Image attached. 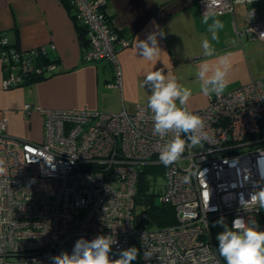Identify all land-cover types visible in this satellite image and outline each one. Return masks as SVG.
Masks as SVG:
<instances>
[{
	"label": "built area",
	"instance_id": "2783aa9c",
	"mask_svg": "<svg viewBox=\"0 0 264 264\" xmlns=\"http://www.w3.org/2000/svg\"><path fill=\"white\" fill-rule=\"evenodd\" d=\"M235 0H196L201 13H223ZM245 1V0H241ZM75 22L85 28L84 61H105L113 72L109 87H120L117 49L126 45L107 17V0H69ZM249 38L264 39V21L244 28ZM54 45L19 49L0 33L4 89L44 76L54 61L39 62ZM43 119L41 141L10 135L0 120V264H49V257L72 251L81 237L111 235L110 258L138 243L141 264H226L219 256L210 221L221 215L230 225L248 212L241 195L264 187V83L250 79L238 87L207 95V103L189 111L204 121L206 137L185 148L179 160L159 159L163 140L154 133L147 100L133 111L87 108L50 109L27 102ZM174 135L170 132V139ZM186 139V137H183ZM190 144V142H188ZM163 165L160 201L173 206L175 223L147 227L135 208L138 177L144 166ZM216 209V210H213ZM151 256L144 259V253Z\"/></svg>",
	"mask_w": 264,
	"mask_h": 264
},
{
	"label": "crops",
	"instance_id": "0c3cea01",
	"mask_svg": "<svg viewBox=\"0 0 264 264\" xmlns=\"http://www.w3.org/2000/svg\"><path fill=\"white\" fill-rule=\"evenodd\" d=\"M67 2L0 0V32L9 46L30 49L54 45L45 55L48 61H54V70L29 83L2 88L0 62V120L6 119L5 129L12 136L42 140V116L35 110L25 112L23 106L27 102L50 109L133 111L151 94L144 80L156 70L175 76L179 84L191 90L188 109L207 103L196 72L205 64L211 69L223 68L219 64L221 58L227 59L228 68L223 91L250 79L264 83V39L249 38L244 31L253 19L264 21V0H235L231 11L220 14L201 13L196 0H107L104 11L118 35L126 39V45L119 46L116 54L120 87L108 86L113 72L107 62L82 59L83 44ZM205 15L209 17L207 24ZM215 19L222 21L224 27L213 40L208 28ZM153 32H162L163 38L157 36L161 49L148 60L139 54L138 45ZM205 39L214 50L212 55L204 53ZM37 60L45 62L41 57ZM211 87L209 94L213 93Z\"/></svg>",
	"mask_w": 264,
	"mask_h": 264
},
{
	"label": "clouds",
	"instance_id": "9594fccd",
	"mask_svg": "<svg viewBox=\"0 0 264 264\" xmlns=\"http://www.w3.org/2000/svg\"><path fill=\"white\" fill-rule=\"evenodd\" d=\"M209 17L204 16V23H208ZM224 27L219 19L213 20L208 30L212 33V39L216 40L217 31ZM163 38V33H149L145 40H140L138 52L148 60H152L160 51L157 36ZM205 55H212L213 49L209 41L202 43ZM220 66L211 69L207 64L202 65L196 72L201 81V91L208 95L209 85L211 91L221 93L226 87L227 59L221 58ZM211 73V75H209ZM144 86L150 88L151 94L147 99V107L151 110L154 133L163 143L159 147V159L169 165L180 159L187 147H193L201 143L206 137L204 121L202 118L189 111L187 102L192 95L189 88L178 83L175 76H169L156 70L147 74ZM174 135L170 139L169 133ZM183 137H186L183 138ZM190 142V144L188 143ZM4 161L0 160V175L5 174ZM238 207L248 210L258 205L264 208V187L243 195L238 200ZM216 210V209H213ZM213 227L220 226L223 231L216 236L218 241V253L226 264H264V230H260L255 218L248 215H237L231 225L226 223L223 215L216 220ZM115 243L111 235H98L92 240L83 237L78 239L71 253L62 252L60 255L49 257V264H132L138 257V249L130 247L119 252V258H110L112 246ZM149 253H144V259H150Z\"/></svg>",
	"mask_w": 264,
	"mask_h": 264
},
{
	"label": "trees",
	"instance_id": "16d2710c",
	"mask_svg": "<svg viewBox=\"0 0 264 264\" xmlns=\"http://www.w3.org/2000/svg\"><path fill=\"white\" fill-rule=\"evenodd\" d=\"M66 4L69 6L71 5L69 2H67ZM75 26L83 44L82 49H85V47L87 46L85 28L77 22H75ZM114 29L118 34L117 29L115 27ZM41 58H43L45 62L49 59L45 55L41 56ZM38 78H40V76H32L24 83H29ZM259 123L260 131L251 135L252 137L264 136V112L259 115ZM162 170L163 165H147L143 167L138 177L137 191L135 195V208H139V212L143 213V217L140 221V224L143 226H164L173 224L176 221L173 206L164 202L158 203L156 201V195L158 194V192L151 190V179L154 180L158 175H162Z\"/></svg>",
	"mask_w": 264,
	"mask_h": 264
},
{
	"label": "rangeland",
	"instance_id": "374dc122",
	"mask_svg": "<svg viewBox=\"0 0 264 264\" xmlns=\"http://www.w3.org/2000/svg\"><path fill=\"white\" fill-rule=\"evenodd\" d=\"M163 176L162 175H158L154 180L151 179V190H154L155 192H158V194L156 195V201L158 203H160V197H159V192H161L162 188H163ZM139 211V208L137 209ZM250 217H253L256 219L258 225H259V228L260 230H264V208H262V210L258 213H255V212H252V213H249L248 214ZM219 218H213L211 221H210V229H211V232H212V235L215 239V242H216V246L218 247V241L216 240V236L219 232L223 231V228L220 227V226H216V227H213V223L218 220ZM247 219H248V216H247ZM246 219V220H247ZM226 223L229 224L230 226V223L228 220H225ZM136 247L138 249V257L135 261L132 262V264H141V254H140V251H139V247H138V243H135V242H132L129 244V247ZM217 251H218V248H217ZM222 258V257H221ZM223 259V258H222Z\"/></svg>",
	"mask_w": 264,
	"mask_h": 264
}]
</instances>
